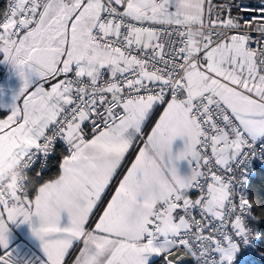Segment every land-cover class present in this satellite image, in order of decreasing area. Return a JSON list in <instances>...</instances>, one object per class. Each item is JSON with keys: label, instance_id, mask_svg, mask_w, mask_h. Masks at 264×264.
<instances>
[{"label": "snow or ice", "instance_id": "snow-or-ice-1", "mask_svg": "<svg viewBox=\"0 0 264 264\" xmlns=\"http://www.w3.org/2000/svg\"><path fill=\"white\" fill-rule=\"evenodd\" d=\"M0 63V264H264V0H3Z\"/></svg>", "mask_w": 264, "mask_h": 264}, {"label": "crops", "instance_id": "crops-1", "mask_svg": "<svg viewBox=\"0 0 264 264\" xmlns=\"http://www.w3.org/2000/svg\"><path fill=\"white\" fill-rule=\"evenodd\" d=\"M3 64L0 63V69L3 68ZM184 141L180 138H177L173 142V151H178L183 147ZM12 162L7 163V166H11ZM5 165V166H6ZM178 167L181 172L186 171L187 169V162L186 161H180L178 162ZM7 168L5 167V170ZM35 220V218H34ZM11 232H12V246L14 248H25L24 253H21L24 257L29 255V257H32L33 255L39 256L40 255V247H39V241L36 240L32 235L31 231L28 225L22 224V225H11Z\"/></svg>", "mask_w": 264, "mask_h": 264}, {"label": "rangeland", "instance_id": "rangeland-1", "mask_svg": "<svg viewBox=\"0 0 264 264\" xmlns=\"http://www.w3.org/2000/svg\"><path fill=\"white\" fill-rule=\"evenodd\" d=\"M0 69V103L10 104L12 101L13 90L18 89L21 85L20 79L14 74H10V70L6 64ZM25 248H20V254L24 253ZM22 255V254H21ZM25 259L29 258L24 255Z\"/></svg>", "mask_w": 264, "mask_h": 264}, {"label": "clouds", "instance_id": "clouds-1", "mask_svg": "<svg viewBox=\"0 0 264 264\" xmlns=\"http://www.w3.org/2000/svg\"><path fill=\"white\" fill-rule=\"evenodd\" d=\"M5 167L8 168V170L5 171L4 175L9 182H17V181L22 182L21 171L18 167L15 166L9 167L7 165Z\"/></svg>", "mask_w": 264, "mask_h": 264}, {"label": "built area", "instance_id": "built-area-1", "mask_svg": "<svg viewBox=\"0 0 264 264\" xmlns=\"http://www.w3.org/2000/svg\"><path fill=\"white\" fill-rule=\"evenodd\" d=\"M12 166L18 167L20 169V171H21V181L23 182V180L25 178V175H26L23 166L18 164V163H16L15 161H12V164H11L10 167H12ZM7 170H8V168L5 171H7Z\"/></svg>", "mask_w": 264, "mask_h": 264}, {"label": "trees", "instance_id": "trees-1", "mask_svg": "<svg viewBox=\"0 0 264 264\" xmlns=\"http://www.w3.org/2000/svg\"><path fill=\"white\" fill-rule=\"evenodd\" d=\"M2 4H3V0H0V6H2Z\"/></svg>", "mask_w": 264, "mask_h": 264}]
</instances>
